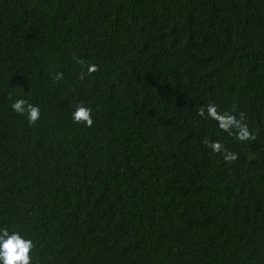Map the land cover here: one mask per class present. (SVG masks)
Returning <instances> with one entry per match:
<instances>
[{
    "label": "trees",
    "instance_id": "16d2710c",
    "mask_svg": "<svg viewBox=\"0 0 264 264\" xmlns=\"http://www.w3.org/2000/svg\"><path fill=\"white\" fill-rule=\"evenodd\" d=\"M3 228L32 264H264V0H0Z\"/></svg>",
    "mask_w": 264,
    "mask_h": 264
},
{
    "label": "clouds",
    "instance_id": "9594fccd",
    "mask_svg": "<svg viewBox=\"0 0 264 264\" xmlns=\"http://www.w3.org/2000/svg\"><path fill=\"white\" fill-rule=\"evenodd\" d=\"M99 71V66L90 64L87 67L89 75ZM63 73L58 72L54 75L53 79L59 81L63 78ZM83 79V73H81ZM12 109L19 115H26L29 124H36L41 118V110L38 106L29 103L25 99H17L12 104ZM207 117L215 120L219 128L229 135H236L240 141H254L256 135L250 131L249 126L245 123V113L240 112L236 114L221 112L214 103H209L206 108L201 107L198 115L200 117ZM74 122L91 128L94 124L92 108L85 106L83 103L78 105L72 113ZM203 144L210 148L213 152L221 153L228 163L236 161L239 157L234 152H229L219 141L203 140ZM36 245L32 239L25 238L20 232H10L7 228L0 229V264H32V253Z\"/></svg>",
    "mask_w": 264,
    "mask_h": 264
}]
</instances>
